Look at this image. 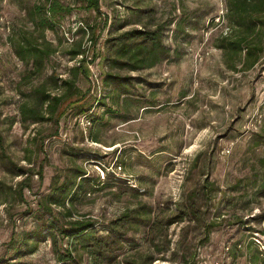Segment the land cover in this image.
Returning a JSON list of instances; mask_svg holds the SVG:
<instances>
[{
	"label": "rangeland",
	"instance_id": "rangeland-1",
	"mask_svg": "<svg viewBox=\"0 0 264 264\" xmlns=\"http://www.w3.org/2000/svg\"><path fill=\"white\" fill-rule=\"evenodd\" d=\"M61 1L74 11L59 36L45 32L58 52L41 79L25 80L11 35L31 27L40 0H0V264H264V55L247 71L227 66L217 48L225 0H99L108 24ZM135 29L159 31L163 60L114 66L120 36ZM74 41L84 42L88 75L71 72L82 61L67 55ZM53 74L74 77L79 94L60 118H25L21 105ZM107 74L119 80L105 87ZM83 94L78 114L70 102ZM80 170L69 214L48 213L55 181L76 185ZM68 215L94 223L87 248L50 230Z\"/></svg>",
	"mask_w": 264,
	"mask_h": 264
},
{
	"label": "trees",
	"instance_id": "trees-1",
	"mask_svg": "<svg viewBox=\"0 0 264 264\" xmlns=\"http://www.w3.org/2000/svg\"><path fill=\"white\" fill-rule=\"evenodd\" d=\"M82 7L87 10H94L101 13L99 0H77ZM227 31L225 35L218 39L217 48L224 51L227 66L233 70L247 71L254 68L263 58L264 55V0H225ZM74 11V6L65 4L61 0H40L35 3L27 13V21L31 24L30 28H24L18 34L11 35V43L14 48L15 55L26 66L28 73L23 77L25 80L41 79L44 75L46 63L50 58L58 52V47L52 41H47L45 32L50 30L59 36V29L63 28L62 22L67 15ZM104 15L105 24H108V15ZM88 26L82 25L77 28L75 33L85 34ZM93 44V40L91 39ZM72 48L67 52L71 60H76L82 56V61L71 69V72L77 76L78 74L88 75L86 47L83 41H74ZM120 47L118 48L116 58L113 65L116 67H128L131 71L143 68L154 67L163 59L162 41L158 30L148 31L135 29L128 31L120 36ZM94 61V60H93ZM92 62V61H90ZM240 68L238 69V66ZM29 68V69H28ZM119 80V76L107 74L103 80L105 87ZM64 90L62 94H53L51 87L58 90L60 87ZM74 77L62 79L58 75H50L39 85L33 88L31 102L24 101L21 105V112L25 118L34 122L47 120L48 118H58L65 114V110L59 112L61 105L80 91H77ZM30 97V96H29ZM86 98L83 94L80 99L71 101L79 108L78 114L86 112L84 107L80 105ZM105 106V103H100ZM59 114L57 115V113ZM41 180L44 178L43 170L39 172ZM86 173L80 170L76 177L80 179L79 183L73 184L72 180L67 179L62 183H56L51 189V193L47 196V202L43 207L48 213H53V206L62 208L66 214H69L67 203L71 201L69 196L74 186H80L81 182L86 181ZM27 179L22 181L26 184ZM20 184V185H23ZM77 188V187H76ZM75 191V189H74ZM75 194V192H74ZM78 193H76L75 198ZM70 198L67 202L66 199ZM67 223L54 226L50 225V230L57 229L65 238H73L84 247H88L91 238L94 223L88 219H73L68 215ZM33 238H41L36 232L24 235V245L28 246ZM37 239V240H38ZM33 244L32 252L37 247L38 241ZM54 246L57 245V236L53 237ZM63 258H61L62 260Z\"/></svg>",
	"mask_w": 264,
	"mask_h": 264
},
{
	"label": "built area",
	"instance_id": "built-area-1",
	"mask_svg": "<svg viewBox=\"0 0 264 264\" xmlns=\"http://www.w3.org/2000/svg\"><path fill=\"white\" fill-rule=\"evenodd\" d=\"M79 57H82V56H79ZM82 125H83V126L90 125L89 120L85 118L84 121H82Z\"/></svg>",
	"mask_w": 264,
	"mask_h": 264
}]
</instances>
